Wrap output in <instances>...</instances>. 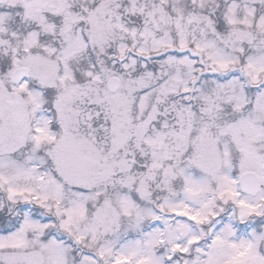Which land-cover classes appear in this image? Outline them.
Here are the masks:
<instances>
[{"label":"snow or ice","instance_id":"1","mask_svg":"<svg viewBox=\"0 0 264 264\" xmlns=\"http://www.w3.org/2000/svg\"><path fill=\"white\" fill-rule=\"evenodd\" d=\"M0 264H264V0H0Z\"/></svg>","mask_w":264,"mask_h":264}]
</instances>
